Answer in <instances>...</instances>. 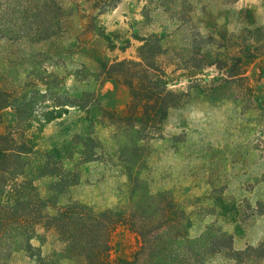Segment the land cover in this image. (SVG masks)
Instances as JSON below:
<instances>
[{"label":"trees","instance_id":"obj_1","mask_svg":"<svg viewBox=\"0 0 264 264\" xmlns=\"http://www.w3.org/2000/svg\"><path fill=\"white\" fill-rule=\"evenodd\" d=\"M205 2L197 3L203 11ZM119 3L0 0V264H264V241L235 246V230L264 216V202L228 193L237 149H221V161L204 155L203 167H155L157 157L182 162L191 145L190 134L168 133L166 122L207 91L201 76L214 37L199 32L180 43L181 28L165 38L149 33L136 37L137 60L67 61L90 41L103 54L116 50L104 17ZM56 43L62 54L42 48ZM234 62L216 64L224 71L244 60ZM73 109L86 114L89 131L61 155L44 150L46 127ZM244 158L258 157L247 149ZM105 182L111 195L101 205L88 194ZM196 223L204 229L192 235ZM119 229L136 237L130 254L115 250Z\"/></svg>","mask_w":264,"mask_h":264},{"label":"rangeland","instance_id":"obj_2","mask_svg":"<svg viewBox=\"0 0 264 264\" xmlns=\"http://www.w3.org/2000/svg\"><path fill=\"white\" fill-rule=\"evenodd\" d=\"M199 1L120 0L118 7L104 17L116 50L103 54L102 46L97 41H90L67 61H98L101 55L105 59L137 60L141 41L136 37L149 33L165 38L181 28L180 43L183 40L190 41L199 32L214 37L216 44L206 53L210 64L201 76L209 81L205 84L207 91H195L188 104L172 111L166 122L168 133L190 134L191 145L182 162L174 159L167 163L162 157H157L155 167H203L204 155L222 158L221 149H229V154L237 149L240 158L237 163H230L229 195L236 199L251 195L253 202H264V0H236L231 4L204 0L208 5L205 11L197 4ZM42 48L62 54L59 43L43 45ZM239 56L244 63L240 68H232L235 58ZM218 58L229 60L232 66L221 71L220 64H216ZM232 72L245 73L246 79L243 82L231 81L229 78L222 81ZM180 75L188 80V73L182 72ZM180 86L186 87V84ZM72 91L74 95L78 94L80 88L72 87ZM119 95L125 97V90L120 89ZM246 98H249V105L243 113L241 103ZM248 109L255 110L248 112ZM98 117L99 112L93 113V118ZM88 131L86 114L73 109L46 127L40 146L54 155H61L73 148L74 137L84 136ZM247 149H253L258 158L247 161L244 158ZM98 187L91 188L88 196L96 197V201L104 205L111 195L112 187L107 182ZM203 229V223H196L192 235L201 234ZM235 231L236 248L263 242L264 216L254 224L244 225ZM113 237L115 250L120 248L121 253L130 254L137 246L135 235L125 229H119Z\"/></svg>","mask_w":264,"mask_h":264}]
</instances>
